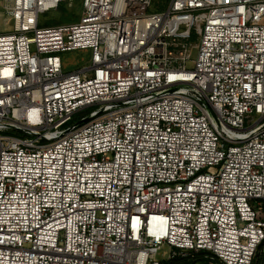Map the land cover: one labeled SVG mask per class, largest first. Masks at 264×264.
<instances>
[{
  "label": "built area",
  "instance_id": "built-area-1",
  "mask_svg": "<svg viewBox=\"0 0 264 264\" xmlns=\"http://www.w3.org/2000/svg\"><path fill=\"white\" fill-rule=\"evenodd\" d=\"M69 1L0 0V264H264V0Z\"/></svg>",
  "mask_w": 264,
  "mask_h": 264
},
{
  "label": "rangeland",
  "instance_id": "rangeland-1",
  "mask_svg": "<svg viewBox=\"0 0 264 264\" xmlns=\"http://www.w3.org/2000/svg\"><path fill=\"white\" fill-rule=\"evenodd\" d=\"M2 7L0 5V34H4L11 31V23L4 19ZM80 16V1L79 0H71L66 4L62 5L61 10L51 11L45 13L40 17L41 25H60L65 23L76 22ZM194 53L192 54V59L194 58ZM63 70H74L87 62L88 53L83 51H73L68 53H62L59 55ZM187 68L190 69L191 65L187 64ZM95 112L93 107H89L81 110L75 116L74 123L79 124L87 119H89ZM169 252V248L164 245L160 252L159 257L157 259H161L162 257H166ZM262 251H260L261 253Z\"/></svg>",
  "mask_w": 264,
  "mask_h": 264
},
{
  "label": "trees",
  "instance_id": "trees-1",
  "mask_svg": "<svg viewBox=\"0 0 264 264\" xmlns=\"http://www.w3.org/2000/svg\"><path fill=\"white\" fill-rule=\"evenodd\" d=\"M62 9V5L58 7V10ZM47 26V25H42ZM261 250L258 251L257 257H256V264L260 263L261 260ZM217 259L207 253V252H197V253H191L185 257H177L175 259H172L169 264H206L208 262H216Z\"/></svg>",
  "mask_w": 264,
  "mask_h": 264
}]
</instances>
